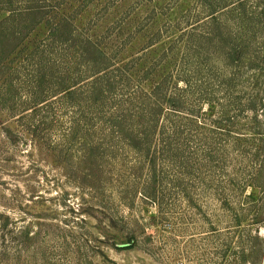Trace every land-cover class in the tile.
Masks as SVG:
<instances>
[{"label": "rangeland", "instance_id": "rangeland-1", "mask_svg": "<svg viewBox=\"0 0 264 264\" xmlns=\"http://www.w3.org/2000/svg\"><path fill=\"white\" fill-rule=\"evenodd\" d=\"M241 15L264 47V0H0V264H264V71L230 102L214 87L210 40ZM40 60L60 81L33 82ZM38 85L51 100L34 110ZM120 93L131 142L107 108ZM169 98L193 116L167 122Z\"/></svg>", "mask_w": 264, "mask_h": 264}, {"label": "trees", "instance_id": "trees-1", "mask_svg": "<svg viewBox=\"0 0 264 264\" xmlns=\"http://www.w3.org/2000/svg\"><path fill=\"white\" fill-rule=\"evenodd\" d=\"M242 5V4H241ZM234 7V6H233ZM228 9V7H227ZM233 10H237L239 8L235 7V8H232ZM231 10V11H233ZM13 12H17V11H20V10H17L14 11L12 10ZM23 11V10H21ZM18 12V13H21L20 17L24 18L23 13L24 12ZM24 11H25V17L29 16V15H32L31 13L33 11H28L24 8ZM16 13V14H18ZM215 14H212L211 15V18H210V22H209V25L212 24V23H217L219 24L220 22V19L216 16H214ZM240 16V15H239ZM242 18H238L239 19V28L236 30L235 33H232V31L230 32H226L224 31V34L226 36V41H223L222 39H220L218 42H216L215 44V41L218 40L219 36H217L218 38L217 39H214V37H216L215 35H213V38L210 40L211 45H214L216 47H218L219 49H221L224 53H223V61H224V66H223V69H219L221 74H219V78L222 79V80H217V82H215L214 84V87L216 85H218L219 88H221V91L227 96V97H230L229 98V102L230 100L233 98L232 96L234 95L235 91H236V87L239 85L240 82L243 81V84H244V92H245V89H248L247 87H245V84L249 82V78L250 80L253 78V76H255L256 73L260 72V71H264V68H262V65L264 64V55H263V51H264V47H261L260 48V44L258 46V42H257V38H256V32H255V27L251 24V22H249L250 20L248 19L247 16H245V18L241 15ZM9 21L11 20V23H14L13 25V28L15 29L16 27V23H15V19L16 16L13 15V16H10V18L8 17L7 18ZM7 20V21H8ZM247 20V21H246ZM6 22V21H5ZM246 24V25H244ZM244 25V26H242ZM6 30L7 28H5L4 30H0V37L1 39L4 41L6 39ZM10 35V37H13L15 35V32L14 30H10L8 31V36ZM210 34H204L203 36L199 35V37H201L203 39V41L205 39H207V41H209V39L207 37H209ZM223 35V34H222ZM8 39H6L7 41ZM5 41V42H6ZM48 41V40H47ZM70 40H66L65 43L66 44H69ZM2 43V42H1ZM0 43V44H1ZM61 43H64V42H61ZM46 44V42H45ZM89 44V41L86 42L85 45H82L81 46V49H82V54H85L87 53L88 49L92 46L91 44ZM257 44V46H256ZM41 45V44H40ZM87 45V47H85ZM208 46V45H207ZM69 47L70 44H69ZM95 47V46H94ZM39 46L37 47V50H38ZM198 48L199 50H201L200 53H198V56L201 58V60H204V55L206 54L204 51H207L209 52L208 50H203L204 46H201V44H196L195 45V48L194 50L197 51ZM98 51V49L96 50ZM191 50H189L190 52ZM194 51V52H196ZM103 56V55H102ZM41 60H43L41 58ZM39 61V63H37L33 69V73H32V79H33V82L36 81L35 83L37 84H40V82H42V79H44V76L48 77L49 79H57L59 80L60 77L56 76L58 75V70L55 69V67H51L53 68L54 71L50 72V73H47L46 70H44L46 67L44 66L45 64L42 62V61ZM99 60V58H98ZM98 60H95L92 65L93 66H97V67H100V70L98 73L96 74H102V72L104 73V71L108 70L107 66H104V64H102L100 61ZM199 64H203L202 61H195V65H199ZM101 65H102V68H101ZM58 67V66H57ZM194 68V66H193ZM194 71V70H193ZM45 72V74H44ZM193 73V72H191ZM119 74L121 75L122 73L120 72V69L117 70V71H113V74L110 75V72H107V74L105 76H100V86L102 87L101 90H99V92L101 93H104L105 92V85L106 84H110L111 85V81H113L114 79L118 78ZM74 80L76 78H73ZM72 79V80H73ZM60 81V80H59ZM67 80L64 82H62L61 84H58V83H55V85H58L57 87H60V89L64 90L65 92L66 91H70L71 92V95L73 93H77V92H74V90H78V88L72 90L75 86H78L80 85V82L79 84H76L74 85L75 82H73L72 84H69V83H66ZM64 85V87L62 86ZM71 87V88H70ZM36 90L33 92H30V95L28 96V101L30 102V104L34 107L33 109L36 110L35 108H39L38 106H42V104H47L48 102H50V98L49 96H47V94H45V92L42 90L41 88V85L37 86L35 88ZM73 91V92H72ZM120 91H123V88L122 90ZM187 92V91H186ZM51 93V91H50ZM237 93V92H236ZM246 93V92H245ZM55 92H52V95H54ZM126 93H120L118 94L117 97L121 96L120 98H118V100L116 101L117 105L116 106H108V110L113 107V110L110 112V115L113 114L114 117H117V124L112 127V130H113V134L115 135H118L119 138L123 139V140H127L128 142H131V139L129 138V133L131 132L130 129H127L126 128V121L122 120V116H120V122L118 123V115L116 112H119L118 111V108H120L121 106V109L123 110V112H129L128 110H125L124 107L126 106V104L129 102V101H125L124 98L126 97L125 96ZM107 95V94H106ZM105 95V97L103 96L102 98V101L99 100L98 102V105L99 107H104L106 105H108V103L106 102V99H108V97ZM104 100V101H103ZM111 100V99H110ZM170 101H171V98L165 100V101H161V113L163 114V117H166V121L167 122H170L169 120L172 119V117L174 116L175 118H181L180 116H184V117H192L193 114H191L190 111H188V113L182 111V110H179L180 108H177V106H173L172 104H170ZM119 103V104H118ZM119 105V106H118ZM99 108V110H100ZM258 108V105L253 103L252 106H251V109H254L256 110ZM120 110V109H119ZM151 113L152 111H156V110H150ZM105 114V113H104ZM152 116V114H151ZM101 120V119H100ZM155 120L152 121V123H154ZM166 122H165V126H164V129H163V134H166ZM205 124V123H204ZM35 131H33L34 133ZM142 134H145V131L142 133ZM140 134L139 136H136L137 139H139V137H141ZM144 137H147V136H143ZM136 138H133L132 141H137ZM149 141V140H147ZM147 141L146 142H141L140 144H133L132 147L135 149V150H140L141 151H147L149 150L150 148V145L147 144ZM93 145V144H92ZM142 145H146L145 147H143ZM149 153V152H148ZM1 220V219H0ZM2 225V222H0V227Z\"/></svg>", "mask_w": 264, "mask_h": 264}]
</instances>
